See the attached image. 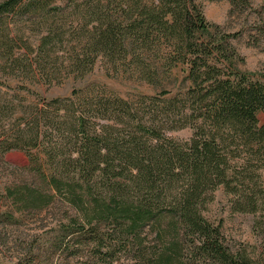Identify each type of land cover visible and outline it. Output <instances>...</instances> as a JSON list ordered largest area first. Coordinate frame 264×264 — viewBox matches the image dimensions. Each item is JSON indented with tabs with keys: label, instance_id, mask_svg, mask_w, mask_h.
Listing matches in <instances>:
<instances>
[{
	"label": "trees",
	"instance_id": "16d2710c",
	"mask_svg": "<svg viewBox=\"0 0 264 264\" xmlns=\"http://www.w3.org/2000/svg\"><path fill=\"white\" fill-rule=\"evenodd\" d=\"M56 1L0 3L3 74L23 88L61 85L101 55L158 92L134 105L86 86L12 105L0 152L19 150L28 165L4 188L0 223L39 221L48 264H264V248L231 250L203 215L221 188L233 212L260 214L264 235V81L233 69L238 34L221 33L197 0H65L68 16ZM22 13L46 22L34 49L13 54L9 26ZM184 129L188 140L167 137Z\"/></svg>",
	"mask_w": 264,
	"mask_h": 264
},
{
	"label": "rangeland",
	"instance_id": "374dc122",
	"mask_svg": "<svg viewBox=\"0 0 264 264\" xmlns=\"http://www.w3.org/2000/svg\"><path fill=\"white\" fill-rule=\"evenodd\" d=\"M4 1L0 0V3ZM64 1L57 0L55 4L61 5L63 12L68 16L70 10L65 8ZM197 1L206 20L217 25L221 33L238 34L228 38V44L236 53L233 69L247 74L253 80L264 81V37L261 34L264 29V0H251V9L243 14H231L226 1ZM45 22V19L27 13L15 16L10 23L8 35L16 45L13 54L24 52L21 48L24 43L34 49L32 45H35L40 36L39 30H42ZM4 64L5 61L0 59V69ZM18 77L16 72L5 75L0 70V133H6L3 138L9 141L12 138L7 128L8 123H11L9 112L13 108L12 105H34L39 100L38 95L49 99L66 96L73 88L89 86L98 97L108 98L114 94L136 105L142 99L140 97L153 96L158 92L144 82H139L137 76L126 74L122 67L116 69L101 55H98L92 70L84 78L69 77L61 85L48 86L39 80V83L32 86L25 82L27 86L23 88ZM28 87L32 90L31 93L26 92ZM258 121L260 125L264 122L262 113L258 114ZM190 136V129L167 132V137L174 140H188ZM27 165L25 155L19 150L0 152V213L8 211V204L2 199L4 188L10 186L13 181H19L22 173L18 168ZM231 207L230 197L220 188L214 193L212 202L207 203L203 215L210 223L221 224V231L231 250L260 252L264 248V235H258L254 227L260 214L237 213L233 212ZM40 224L39 221L29 220L26 226H13L15 228L8 229L0 223V232L3 233L0 240V264H48L52 252L42 240V233L33 234ZM40 234L41 237L34 241L33 235Z\"/></svg>",
	"mask_w": 264,
	"mask_h": 264
}]
</instances>
